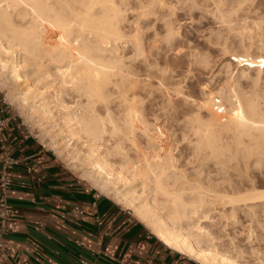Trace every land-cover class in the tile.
I'll return each instance as SVG.
<instances>
[{
	"label": "bare ground",
	"instance_id": "bare-ground-1",
	"mask_svg": "<svg viewBox=\"0 0 264 264\" xmlns=\"http://www.w3.org/2000/svg\"><path fill=\"white\" fill-rule=\"evenodd\" d=\"M249 1L199 0L195 4L213 13L220 24L244 27L264 22V15L244 13L257 6ZM165 4L166 0H0V89L8 88L7 103L28 104L31 113L40 118L55 116L54 110L60 113L66 136L81 138L84 133L93 170L82 173V178L89 180L96 173L97 189L108 191L111 186L114 198L133 211L165 246L200 264H264V91L253 95L244 88H232L216 100L204 90L207 95L201 101L182 98L191 109L184 122L186 133L193 137L189 143L194 156L212 155L214 164L221 163V173L231 168L227 161L234 160L237 166L239 182L226 184L222 178L221 191L210 197L206 191L212 189L197 176L189 180L191 174L179 170L176 156L158 143L156 138L164 137L165 132L158 128L156 136L150 133V126L135 108L138 90L151 91L166 80L164 69L142 57L138 35L141 21L164 17ZM127 12L133 13L131 36L124 30ZM238 61L256 68L251 51ZM112 100L123 105L122 123H116L110 113ZM201 110L208 112L207 120L200 117ZM135 118H139L138 125ZM137 131L145 138L143 145L135 138ZM105 133L114 137V146L102 153L97 141ZM67 142L57 140L52 146L58 150ZM125 142L133 147L135 158L127 155ZM109 157L119 158L116 167ZM196 166L193 169L199 174ZM217 206L230 250L216 246V238L203 224L213 221L209 212Z\"/></svg>",
	"mask_w": 264,
	"mask_h": 264
},
{
	"label": "rangeland",
	"instance_id": "rangeland-1",
	"mask_svg": "<svg viewBox=\"0 0 264 264\" xmlns=\"http://www.w3.org/2000/svg\"><path fill=\"white\" fill-rule=\"evenodd\" d=\"M195 2L197 3L199 2V0H187V1L166 0L167 4L165 5L167 7L163 9L165 15L162 19L153 20L152 19L154 17L153 16L149 18V20L143 22L141 21L139 25L140 30L138 32V35L140 36L143 46L142 57L145 56L144 58H146L147 61L149 60L148 62L152 64L154 63V65H156L157 67H161L162 69H164L166 80L161 84L162 86L161 85L157 86V84H155L154 88L151 91L148 88L144 90H138L137 91L138 95L139 94L140 95L138 96V101L135 104V108L137 109V112H140L138 114L139 118L145 121L146 124H148V126H150L149 127L150 133L155 134L154 131L158 128L159 129L161 128L160 130L165 132L166 135L164 134L165 135L164 137L156 138L157 141L159 140L158 143L165 144V147H167L170 153L173 156H176L178 167H180L179 170H185L186 174L189 173L187 174V176L191 174L188 178L189 180H192V178L195 179L197 176L198 179L202 180V183H204L206 188H208L209 190L212 189V191H206L208 192L207 196L210 197L209 195L213 194V192L221 191L220 190L221 182L223 179L226 178L225 180H223V182H226V184L229 183L234 185L239 182L236 179L238 177V175L236 174L237 168H235L234 170V167L237 166H234L236 165L234 164L235 163L234 160L227 161V164L229 165V167L231 166V168H229L227 172L221 173V163L214 164V157L212 155L208 156V153H206V154H200L194 156L193 149L191 148L192 145L189 143V141L193 140V137L192 136L190 137V135L186 133V127L184 122L185 118L188 117L191 109L187 107V105L182 101V98L187 97L193 100L196 99L195 101L198 102L201 101V99H203L210 92L211 94L214 95L215 99L217 100V98L219 99L223 91H224L223 93H225L231 91L232 88L234 89L244 88L243 89L244 91L246 92L249 91L253 95L258 93L257 91L263 92L264 91V64H263L264 63L263 62L264 61V57H263L264 56V22L258 23L256 25L254 24L251 25V23H249L250 24L249 26L247 25L244 27L239 25L238 23H237L238 25L236 26L220 24L214 19L213 13L207 11L199 3L195 4ZM249 2L256 4L258 7L257 6H255V8L252 7L250 9L252 10L254 8V10L245 11L244 13H247L248 15L250 14L258 15V16L264 15V0H255V1L251 0ZM256 9L258 11H256ZM126 14H127L126 19L128 20L126 21L127 23H125L124 25V30L127 29L126 32L127 35L129 36L130 35L129 33L132 34L131 32L132 23H129V21L133 20L132 19L133 13L127 12ZM166 22H169V25H167ZM126 24L127 25L129 24L128 27L126 26ZM165 38L166 39L169 38V40H166ZM262 46L263 48H261ZM224 49L225 50L227 49V53ZM246 51H251V54H253V58L256 59L255 69L253 67L250 68L244 65L245 62L238 61L245 56ZM234 59L237 60V62ZM197 60L198 62H196ZM240 63L243 64L239 65ZM257 65L259 66L258 68ZM260 68H262V70H260ZM257 72L260 73L258 74ZM9 82L11 83V80ZM230 84L231 86H229ZM204 90L207 91L206 92L207 94L205 93ZM7 91L8 88L0 89V96L3 97L6 102L7 100L5 95ZM162 94L165 95H163L162 97ZM164 99L167 101H165ZM9 105L12 113L16 117H19L25 123L29 131L49 149L51 150L54 149L52 145L57 140L60 142V144L64 143L65 141H68L66 145L64 146L61 145V148H58V150L54 149L53 151L57 155H59L70 168H72L75 172H77L78 175L84 177L82 173H84L85 171L93 170L87 153L89 150L88 149L89 145L88 144L86 145L84 143L85 134L82 133L81 138H73V137L71 138L66 136L67 129L63 124V120L61 119L60 113L54 110L53 113L55 116L40 118L35 113L34 114L31 113L28 104L25 105L9 104ZM99 106L100 105L98 104L97 108H99ZM110 107H111L110 113L115 118V122L122 123L121 121L124 115L123 105L120 106V104H118L117 101L112 100V102H110ZM171 108L178 111V113L172 112L173 110ZM185 108L186 110L189 109L188 112L185 110L187 115L184 114ZM200 117L202 118V120H207L208 112L206 110H201ZM139 118L134 119L136 125H138L139 123ZM106 127L109 129V126ZM137 132L135 138L137 139L138 142H140L143 145L145 138H143L144 136L141 134L142 132L140 131ZM156 135L157 134H155L154 136ZM54 136L56 139L54 138ZM110 136L111 135L109 133H105L103 135V138L97 141L98 148H100L98 149L99 152L103 153L104 150L105 153L113 148L114 137L113 136L110 137ZM123 147L128 156L130 157L132 156V158H135V152L131 145L125 142L123 144ZM68 152H71V155H67ZM109 161L113 164L114 167H116L117 166L116 163L117 162L119 163V158L109 157ZM190 161L191 163H187ZM220 161H221V154H220ZM233 161L234 163H232ZM195 165H198L196 167H199L198 168V170L200 171V172L198 171L199 174H197V172L194 171L193 169ZM218 168H220V170ZM243 170L245 172H249L250 168L247 169L243 168ZM93 175H94L93 178L90 177L89 180L88 178L86 179L97 189V186L95 185L96 173H93ZM98 182L101 183L99 180ZM110 187L111 186L108 185L109 192L106 191L107 189L104 190L103 192L100 191L99 189L97 190L101 194L112 199L123 209L129 211L133 215V217L136 218L133 211H131L124 203L119 202L117 199L114 198L112 193H110L112 192V189H110ZM187 194H185V197L186 199H189L190 197L189 195L187 196ZM209 214H211L210 215L212 216L211 220L213 221L211 222L205 221L203 222V224L207 226L209 232H211L212 236L216 238L215 239L216 246L218 247L220 246L219 248L220 249L222 248L221 250H227V249L230 250L229 245L225 240V234H224L225 231H223V227H221L223 225L222 222L223 218L221 219L220 207L217 206L216 210L214 209L210 211ZM143 224L151 232L150 228L145 223ZM239 239H237V241ZM240 244L246 245V243H244L243 241H240Z\"/></svg>",
	"mask_w": 264,
	"mask_h": 264
},
{
	"label": "crops",
	"instance_id": "crops-1",
	"mask_svg": "<svg viewBox=\"0 0 264 264\" xmlns=\"http://www.w3.org/2000/svg\"><path fill=\"white\" fill-rule=\"evenodd\" d=\"M4 153L18 163L10 170L8 201L15 212L8 220L0 264H72L79 254L93 264H139L143 259L200 264L165 246L41 143L19 117L0 135V155ZM76 205L81 213L73 209Z\"/></svg>",
	"mask_w": 264,
	"mask_h": 264
},
{
	"label": "built area",
	"instance_id": "built-area-1",
	"mask_svg": "<svg viewBox=\"0 0 264 264\" xmlns=\"http://www.w3.org/2000/svg\"><path fill=\"white\" fill-rule=\"evenodd\" d=\"M2 106H0V135L6 130L9 122L14 118V114L10 110V105L1 97ZM18 163L17 159H14L7 154L0 155V249L4 246V239L8 234V220L15 212V208L8 201V190L12 185L13 179L10 174V170ZM30 172V168H27ZM73 209L81 213L79 206H74ZM75 243L81 247L84 244L75 240ZM21 264H31L29 261H23ZM72 264H93V262L87 260L82 254H79ZM139 264H152L151 259H143L139 261Z\"/></svg>",
	"mask_w": 264,
	"mask_h": 264
}]
</instances>
